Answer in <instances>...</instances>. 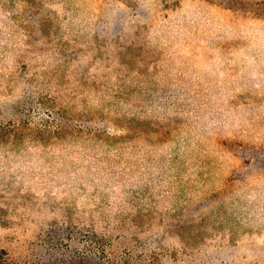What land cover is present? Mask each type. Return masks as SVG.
Listing matches in <instances>:
<instances>
[{
  "label": "rangeland",
  "instance_id": "obj_1",
  "mask_svg": "<svg viewBox=\"0 0 264 264\" xmlns=\"http://www.w3.org/2000/svg\"><path fill=\"white\" fill-rule=\"evenodd\" d=\"M0 264H264V0H0Z\"/></svg>",
  "mask_w": 264,
  "mask_h": 264
}]
</instances>
